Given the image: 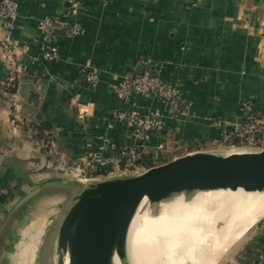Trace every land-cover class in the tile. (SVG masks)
Listing matches in <instances>:
<instances>
[{"label": "crops", "instance_id": "obj_1", "mask_svg": "<svg viewBox=\"0 0 264 264\" xmlns=\"http://www.w3.org/2000/svg\"><path fill=\"white\" fill-rule=\"evenodd\" d=\"M18 2L13 27L0 20V40L10 36V44L0 46V264L25 256L39 263L43 241L57 229L78 185L69 169L89 160V140L105 144L103 155L122 160V151L139 143L126 122L112 119L115 108L164 116L165 127L138 146L153 166L227 137L240 123L244 98H254L264 111V0ZM45 16L57 20L59 57L51 61L40 57L39 21ZM75 23L83 31L71 36L67 29ZM147 61L162 79L179 83L192 103L188 113L171 118L154 96L120 102L112 85L131 66L142 71ZM93 67L100 73L95 85L85 79ZM42 123L49 127V149L36 136L35 124ZM93 168L97 180L134 174L111 173L112 163ZM55 181L70 188L48 186ZM36 188L41 190L19 205ZM263 245L264 220L224 264H256Z\"/></svg>", "mask_w": 264, "mask_h": 264}, {"label": "water", "instance_id": "obj_2", "mask_svg": "<svg viewBox=\"0 0 264 264\" xmlns=\"http://www.w3.org/2000/svg\"><path fill=\"white\" fill-rule=\"evenodd\" d=\"M33 100L38 103V97ZM79 184L56 229L58 250L69 236V264H112L115 252L124 259L129 225L145 197L159 201L181 191L264 187V149L228 154L196 151L132 175ZM48 186L70 188L62 181ZM40 190L26 194L19 205Z\"/></svg>", "mask_w": 264, "mask_h": 264}, {"label": "bare ground", "instance_id": "obj_3", "mask_svg": "<svg viewBox=\"0 0 264 264\" xmlns=\"http://www.w3.org/2000/svg\"><path fill=\"white\" fill-rule=\"evenodd\" d=\"M210 207L221 208L183 222L186 213ZM263 218L264 187L259 186L181 191L159 201L145 197L129 225L124 259L115 252L112 264H217ZM68 246L69 236L54 264H69Z\"/></svg>", "mask_w": 264, "mask_h": 264}, {"label": "built area", "instance_id": "obj_4", "mask_svg": "<svg viewBox=\"0 0 264 264\" xmlns=\"http://www.w3.org/2000/svg\"><path fill=\"white\" fill-rule=\"evenodd\" d=\"M87 0H69L73 5L83 4ZM19 14L18 0H0V20L5 21L6 28L11 29L13 22ZM57 20L51 16H45L39 21V28L42 30V36L39 42L40 57L44 61L55 60L59 57V50L55 44L53 28ZM83 31V26L79 23L72 24L67 29L71 36H77ZM10 36L6 34L0 40V46H8ZM99 69L93 67L86 71L85 79L87 82L95 85L99 81ZM113 91L121 103L126 104L131 101L135 94L144 96H154L163 100L166 110L171 118H179L181 115L190 111L191 101L183 95L178 82L162 79L158 74L156 66L152 62H145V68L142 71H136L132 66L125 70L118 82L112 85ZM85 110L79 111V117L84 118ZM240 123L236 131L238 143L244 147L264 149V115L255 110V99L244 98L239 104ZM112 119L126 122L131 128L133 134L138 140V144L132 148L122 151L125 159L120 157H108L103 155L105 144L97 147L93 144L94 140L87 142L89 160L85 163H76L72 167V177L81 182H89L95 177L92 175L93 166L98 168L106 167L109 163L113 164L111 173L119 171H130L134 173L143 170L141 162V152L138 146L142 145L150 138L152 130H162L166 121L159 110L142 113L133 108L117 107L112 112ZM234 131L228 135H232ZM107 141V139H105ZM51 143H43L42 147L50 148ZM256 264H264V245L259 261Z\"/></svg>", "mask_w": 264, "mask_h": 264}, {"label": "rangeland", "instance_id": "obj_5", "mask_svg": "<svg viewBox=\"0 0 264 264\" xmlns=\"http://www.w3.org/2000/svg\"><path fill=\"white\" fill-rule=\"evenodd\" d=\"M257 103V102H256ZM261 110V109H260ZM262 114L264 115V111H262ZM238 128H236L234 130V133L232 135H228L227 137L224 136L222 137V139H219L217 141H214L210 144L201 146V148H199L200 150L197 151H207V152H211V153H215V154H228V153H232V152H239V151H257L260 148H250V147H244L241 146L238 143L237 137H236V131ZM241 149V150H240ZM196 152V150H195ZM74 166V165H73ZM69 169V172L71 173L72 167ZM143 171V170H140ZM75 180V179H74ZM76 183L78 185H74L72 187V196L75 194V192L78 190L79 188V182L77 180H75ZM71 197V196H69ZM222 206L226 205V202H221ZM220 207V208H221ZM220 208H214V207H210L208 209L202 210L199 209L197 211H191L186 213V216L183 219V222H187L191 219H196L198 217L201 216L200 213L202 214H214L216 213ZM264 220V218L255 226L253 227L240 241H238L236 244L232 245L221 257V259L218 261L217 264H224L225 262V255H228L231 250H233L234 248H238L240 246V244H242V242H244L245 240H247L248 238L251 237V234L255 233L256 227ZM50 235L47 236L46 239H44L43 241V245L40 248V261L38 264H54V260H55V256H56V252H57V238H56V229L52 230L50 233ZM29 257V256H28ZM24 257L21 259V257H19V261L17 263L14 264H37L35 262L31 261V257ZM18 258V257H17ZM29 260V261H28Z\"/></svg>", "mask_w": 264, "mask_h": 264}, {"label": "trees", "instance_id": "obj_6", "mask_svg": "<svg viewBox=\"0 0 264 264\" xmlns=\"http://www.w3.org/2000/svg\"><path fill=\"white\" fill-rule=\"evenodd\" d=\"M255 110L259 114H262L261 110L258 108L256 101H255ZM35 129L37 131L36 136H37V138H39L41 144L50 143L51 139H50L49 127L46 124H44V123L35 124ZM141 162L143 163V165H145L146 168H150L153 166V163H152L151 159L149 158V156L144 155V153H142V152H141Z\"/></svg>", "mask_w": 264, "mask_h": 264}]
</instances>
